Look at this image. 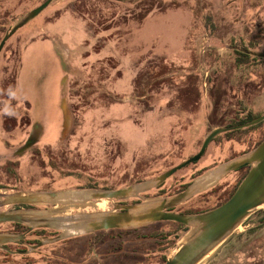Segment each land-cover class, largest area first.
I'll return each mask as SVG.
<instances>
[{
    "label": "rangeland",
    "instance_id": "obj_1",
    "mask_svg": "<svg viewBox=\"0 0 264 264\" xmlns=\"http://www.w3.org/2000/svg\"><path fill=\"white\" fill-rule=\"evenodd\" d=\"M42 1L0 0V39ZM263 113L264 0H53L0 50V192L137 184L197 152L213 127ZM29 122L43 133L16 153ZM263 136L264 121L222 132L197 161L138 196L172 194ZM242 173L231 171L176 209L215 206ZM262 220L259 207L202 264H264ZM155 230L178 237L164 246ZM184 233L161 221L94 235H121L111 247L89 246L83 234L50 252L91 264H160Z\"/></svg>",
    "mask_w": 264,
    "mask_h": 264
},
{
    "label": "water",
    "instance_id": "obj_2",
    "mask_svg": "<svg viewBox=\"0 0 264 264\" xmlns=\"http://www.w3.org/2000/svg\"><path fill=\"white\" fill-rule=\"evenodd\" d=\"M52 1L43 0L9 26L0 39V50L16 30L37 16ZM263 119L264 113L241 123L213 127L204 136L197 152L158 175L137 184L116 189L81 188L0 192V208L13 206L0 209V224L18 222L28 226L29 230L51 228L59 231L58 234L42 237L37 243L19 251L30 254L37 252V249L43 245L98 230L131 229L157 221H175L184 224L188 229L177 241L173 252L168 253L163 264H202L252 212L259 207L264 208V138L250 150L205 170L176 193L152 197L138 196V193L159 185L178 169L197 161L216 135L248 127ZM40 134V126L33 125L26 141L17 148L16 153H22L29 148L39 139ZM244 166H248L247 172L232 194L219 205L197 212L168 210L213 186L231 171ZM131 197H138L139 200L125 204L114 202V200ZM102 201H109L112 206L99 209L98 204ZM39 205L49 206L32 207ZM24 236V233L0 232V248L5 243H20Z\"/></svg>",
    "mask_w": 264,
    "mask_h": 264
},
{
    "label": "trees",
    "instance_id": "obj_3",
    "mask_svg": "<svg viewBox=\"0 0 264 264\" xmlns=\"http://www.w3.org/2000/svg\"><path fill=\"white\" fill-rule=\"evenodd\" d=\"M236 51L245 57H247L249 55L248 53H245L242 51H238V50H236ZM255 57L262 59V56H254V58ZM242 62H243V59L236 57V59H235L236 65H240V64H242ZM254 116H256V115L247 114V116L245 118H242L239 121H237L235 123H231V124H237V123L247 121V120L253 118ZM262 121H264V119L261 120L260 122L256 123V124L250 125L248 127L241 128V129L238 128V129L230 130V131L224 132V133H230V132L242 131L245 129H251L255 125L260 124ZM231 124H228V125H231ZM263 138H264V136L260 137L254 143V145L252 147H250L249 149H251L255 145H257ZM249 149H246V150H249ZM246 150H243L242 152H244ZM247 169H248V166H244L242 168L235 170V172L236 171L243 172L242 175L233 184V186L230 189V191L228 192L227 196L222 201L217 203L215 206H217L220 203H222L223 201H225L232 194V192L235 190L239 181L243 178V176L247 172ZM185 186H186V184L183 185V187L181 189H179L178 191L182 190ZM88 187L89 188H101L97 184H91V185H88ZM102 188H106V187H102ZM178 191H176V192H178ZM176 192H174V193H176ZM169 195H171V194H169ZM176 207H178V205L171 207V208H168V210H172V211H176V212H192L193 211L192 209H176ZM206 209H208V208L199 209V210L203 211ZM158 222H161V221H158ZM158 222H155V223H158ZM165 222L176 224L179 228H183L185 231L188 229L187 226H185L184 224L179 223V222H175V221H165ZM144 227L145 226H141V227H137V228H131V229L113 228V229H107V230H98V231L86 234V236H89L87 239V242H88L87 245L90 246V245H93L94 243L95 244L99 243L102 245L108 244V247H111L114 242L116 244L120 243V242H117L116 239L118 241H121V239H122L121 235H117L116 237H114V236H97V237H95L94 235L95 234L100 235L101 233L129 234V233L135 232L138 229L144 228ZM0 231H10V232H18V233L24 232L25 233L24 238L21 240V242L19 244H14V243L4 244L5 248L0 249V264H91L90 261L89 262H87V261L83 262L82 259H80L79 261H73V260L71 261L67 257H65V255H60V252H61L60 249H58L60 252H58V251L50 252L53 249H55L54 248V247H56L55 245H58V244L61 245L62 243H67V242L69 243L72 241V240H70L72 238L64 239V240L55 242L53 244L43 245L35 253L22 254V253L17 252L19 250L26 249L27 246L30 244L37 243L39 241V239L42 237H50V236H54V235L58 234V232H59L58 230L51 229V228H35V229L29 230V227L26 226L25 224L18 223V222H5V223L0 224ZM150 234H151V237L153 239L162 240L161 242H159V241L158 242L160 244L163 243L164 246H166L167 244L172 245L178 237V234H176V231L155 230L153 233H150ZM90 235L93 236L92 239L90 238L91 237ZM90 240H91V242H90ZM11 248H12V251H15V252H12ZM165 258H166V256L163 255V257L159 263L163 264L165 261Z\"/></svg>",
    "mask_w": 264,
    "mask_h": 264
},
{
    "label": "flooded vegetation",
    "instance_id": "obj_4",
    "mask_svg": "<svg viewBox=\"0 0 264 264\" xmlns=\"http://www.w3.org/2000/svg\"><path fill=\"white\" fill-rule=\"evenodd\" d=\"M16 72H17V69H16ZM62 73H63V71H62ZM14 78H16V74H15V77ZM15 80V79H14ZM14 88H15V85H14V81H13V86H12V89H11V96H12V93H13V90H14ZM12 98V97H11ZM13 99V98H12ZM62 119V118H61ZM29 125H30V122H29ZM33 125H38V123L37 122H33V123H31V125H30V130L29 131H31L32 130V127H33ZM40 126V125H39ZM40 128H41V126H40ZM30 133V132H29ZM42 133H43V130L41 129V134H40V137H41V135H42ZM39 137V138H40ZM39 140V139H38ZM37 140V141H38ZM36 141V142H37ZM35 142V143H36ZM192 180V179H191ZM190 180V181H191ZM160 186V185H159ZM102 188V187H101ZM107 189L109 188V189H116V188H120V187H115V188H113V187H106ZM137 200H139V198L138 197H135L134 198V200H130V198L127 200V199H121V200H114V202L115 203H119V204H125V203H132V202H134V201H137ZM108 205H109V208L112 206V203L111 202H109L108 203ZM22 206H25V205H22ZM13 207V206H12ZM263 222H264V220H262ZM158 222V221H157ZM155 223V222H154ZM260 222H258V224H259ZM151 224H153V223H151ZM148 225H150V224H148ZM144 226H146V225H144ZM0 232H10V231H0ZM12 233H18V232H12ZM21 233H24V232H21ZM25 234V233H24ZM51 237V236H50ZM21 242V241H20ZM6 244V243H5ZM14 244H19V243H14ZM31 245V244H30ZM28 247V246H27ZM5 247H4V244H3V247L2 248H0V249H4ZM40 248V247H39ZM38 248V249H39ZM38 249H37V251H38ZM24 250V249H23ZM11 251H12V248H11ZM20 251V250H19ZM19 251H17V252H19ZM12 252H15V251H12ZM20 253V252H19ZM35 253V252H34ZM22 254H24V253H22Z\"/></svg>",
    "mask_w": 264,
    "mask_h": 264
},
{
    "label": "crops",
    "instance_id": "obj_5",
    "mask_svg": "<svg viewBox=\"0 0 264 264\" xmlns=\"http://www.w3.org/2000/svg\"><path fill=\"white\" fill-rule=\"evenodd\" d=\"M57 51V50H56ZM57 53H58V51H57ZM58 55V60H59V63H60V66H61V70L62 71H64V69H63V67H62V61H60V59H61V57H60V55H59V53L57 54ZM61 71V72H62ZM63 73H61V77H60V83H59V93H60V95H59V100H58V103L60 104L61 103V100H62V92H61V81H62V78H63V75H62ZM61 108V107H60ZM61 110H62V108H61ZM62 115H63V113H62ZM61 118H62V116H61ZM61 124H62V119H61Z\"/></svg>",
    "mask_w": 264,
    "mask_h": 264
},
{
    "label": "bare ground",
    "instance_id": "obj_6",
    "mask_svg": "<svg viewBox=\"0 0 264 264\" xmlns=\"http://www.w3.org/2000/svg\"><path fill=\"white\" fill-rule=\"evenodd\" d=\"M103 202H104V201H103ZM102 207H103V205H102V202H101V203L98 204V208H99V209H104V208H102Z\"/></svg>",
    "mask_w": 264,
    "mask_h": 264
}]
</instances>
